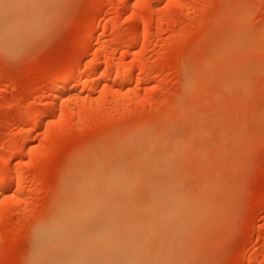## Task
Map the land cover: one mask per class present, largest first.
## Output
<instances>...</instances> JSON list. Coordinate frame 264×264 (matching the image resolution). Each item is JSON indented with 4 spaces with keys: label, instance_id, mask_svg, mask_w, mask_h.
Listing matches in <instances>:
<instances>
[{
    "label": "rangeland",
    "instance_id": "obj_1",
    "mask_svg": "<svg viewBox=\"0 0 264 264\" xmlns=\"http://www.w3.org/2000/svg\"><path fill=\"white\" fill-rule=\"evenodd\" d=\"M176 2L0 0V264L120 171L86 264H264V0Z\"/></svg>",
    "mask_w": 264,
    "mask_h": 264
},
{
    "label": "bare ground",
    "instance_id": "obj_2",
    "mask_svg": "<svg viewBox=\"0 0 264 264\" xmlns=\"http://www.w3.org/2000/svg\"><path fill=\"white\" fill-rule=\"evenodd\" d=\"M13 1L15 2V4H17L21 0H13ZM144 1H146V0H144ZM176 1H178V0H175V2H174V0H172L173 3H177ZM121 67H123V65H121ZM121 67H119V69L116 68V70H118L119 72L122 71L123 73H125V70H126L124 68L125 66L123 67L124 71H123V69L120 70ZM127 70H126V73H127V78H128V71L129 70L128 71ZM77 76H80V75H77ZM127 78H124V80L125 79L127 80ZM67 79H69V78H67ZM59 80L62 81V79H59ZM61 81L60 82L57 81V83H58L57 85H60L59 83H62V86H59L60 88L57 89V91H55L56 93H55L54 97L55 96L61 97L63 95L62 93L64 91L66 92V90H68V87L71 84L70 83L71 82L70 80L68 81V80H65L64 79V81H62V82ZM113 81H115V80H113ZM112 96L113 97H111V98H115L116 100H118L117 99V96L118 95H115V94L113 95L112 94ZM102 99H103V97H102ZM101 100L99 101V103L100 102L101 103L100 104L98 103L99 106L106 101V98L103 100L104 102L101 101ZM116 100H114V101H116ZM111 101H113V100H111ZM85 104L86 103H84V105ZM90 104H88V105L90 106ZM93 104L94 103H92L91 105H93ZM88 105H85V106L87 107V109H89V111L91 113V110L92 109L90 110V108L88 107ZM94 105L97 108V106H96L97 103H95ZM82 106H83V104H82ZM81 108H80V110H81ZM91 108H93V107H91ZM83 109L81 110L82 112H80V113H78L80 111V110H78L77 115L79 114V116H80L84 112L86 113V110L87 109L86 108H85L86 110L85 109L83 110ZM97 109H99V107ZM96 111H100V110H96ZM88 113L89 112L87 111V115H89ZM62 114H64V113H62ZM84 115H86V114H84ZM84 115H81V118L85 117ZM61 116H62V118L65 119V117H63V115H61ZM64 116H66V114H64ZM67 121H68V119H67ZM120 172L118 173L119 175L116 174L114 177H106L103 181H102V179L95 178L94 175L91 176L89 174H88L89 175L88 176L89 178L87 177V175L84 176V178L87 177V179L85 178L86 180L84 178L83 179L81 178V180H83V181H81V180L79 181L81 186L78 184L79 187L77 186V189H78V192L80 194H82V196H85V197L82 198V201L84 200L83 202H84V205H85L83 207V209L82 210H79V211H74V209L68 210L66 212V214H64L61 218L58 219V221L52 223V225H50V227H48L49 229L47 228V231L49 230L48 233L49 232H51V233L49 235L47 233V235H46L47 236L46 242L48 243L49 248L50 249L53 248L52 251L53 252L55 251V254H56V256L54 257V260H53L52 264H86V261L87 260L85 259V256L83 255L84 250H82L77 245V238H78V236L81 233L84 232L83 231L84 230V226L87 223V221L90 220L91 218H95L97 216L96 214L98 213L100 207L103 206V203L102 202H103V199L104 198L103 197L100 198L99 197L100 195L99 196H96L95 194L97 192L98 193H102V192L108 193V192L111 191V188H115L114 186L116 185V181L120 177ZM133 175H134V173H133ZM0 180H1V177H0ZM125 185H126V183H125ZM129 186H130L129 183L125 186V188H124V186H122L124 188L123 191L124 192L129 191V188H130ZM95 187H97V191H94V190H96ZM100 187H101V189L98 190ZM6 207H7V204H6ZM96 210H98V211H96ZM2 211H3V209H2ZM95 211H96V214H95ZM1 215H2V212L0 211V216ZM105 233H107V231H103V232H99L97 234H94V237L93 238L95 240H98L99 241L100 240V236L106 235ZM115 248H117V247H115ZM127 264H130V262L127 263Z\"/></svg>",
    "mask_w": 264,
    "mask_h": 264
}]
</instances>
